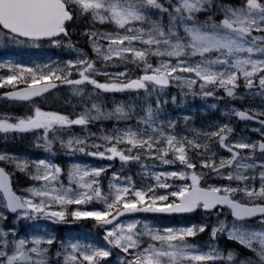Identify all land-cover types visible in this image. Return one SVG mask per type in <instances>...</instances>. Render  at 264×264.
Here are the masks:
<instances>
[{
	"label": "snow or ice",
	"instance_id": "snow-or-ice-1",
	"mask_svg": "<svg viewBox=\"0 0 264 264\" xmlns=\"http://www.w3.org/2000/svg\"><path fill=\"white\" fill-rule=\"evenodd\" d=\"M44 45L55 59L0 58V100L32 106L0 134L43 152L0 150V264H264V0H0V48ZM61 87L80 103L43 110ZM106 93L132 98L106 111ZM189 96L253 103L197 126L168 110Z\"/></svg>",
	"mask_w": 264,
	"mask_h": 264
},
{
	"label": "rangeland",
	"instance_id": "rangeland-1",
	"mask_svg": "<svg viewBox=\"0 0 264 264\" xmlns=\"http://www.w3.org/2000/svg\"><path fill=\"white\" fill-rule=\"evenodd\" d=\"M31 51H37V49L36 48H19V49H17V48H9V49L0 48V58H3L5 56L11 57L9 53L18 52V54H24L26 52H31ZM172 87L175 90L178 89L174 85ZM167 91L169 92V100L171 99V96H173V95L177 96V93H174L173 91L171 92V91H169V89ZM44 101H47V102H49V103L52 104L53 103V98H48V99H46ZM249 103H253V102L252 101H248V100H245V101L241 102V101L237 100V101L227 102V105L226 104H222V106L218 107V112H219V116H220L219 118L221 120H225L227 118L221 115V113L223 111L229 110L232 107H237V108L247 107L249 105ZM254 103L255 104H259L260 103L259 99H257L256 101H254ZM169 106L170 107L168 108V110L171 111L172 110V106L174 107L175 105L169 104ZM113 108H105V110L106 111L107 110H112ZM13 109L16 110V112H10V113L17 114V115L24 114V113H26L28 111L27 109H19L17 106H14ZM173 111H174V109H173ZM5 112H6L5 110L0 109V113H5ZM114 126H117V121H115V120L99 121V122H95L91 126L90 131L91 132H96L99 135L101 129H106V130H109L110 131ZM252 126H256V125L253 123ZM235 128H236V132L239 134L241 132V130L244 128V122H238L237 121L235 123ZM76 134H81L79 128L76 129ZM247 134L248 135H251L253 138H257L254 133H247ZM20 137H23L25 139L31 138L32 141L34 140V137L32 135H30V134L29 135H24V136H17L15 138H20ZM3 139H5V138L3 137L2 134H0V141L3 140ZM12 139H14V138L13 137H9V139H7V140H8V142H10ZM31 149L34 150L35 152L41 151V149H36L33 146L31 147ZM30 155L36 156V153H32ZM85 158L92 160V161H85V162L90 163V164H94V163L100 162L98 160H94L91 157H85ZM116 167H119V162L118 161L116 163ZM16 180H18V179L16 178ZM25 182L30 183V181L24 179L23 177H20V179L18 181V184H17V186H20V187H18L17 190L20 189V188L27 187V185L21 186V185L25 184ZM189 219H191V218H189ZM191 220L193 222H195V221L199 220V217L197 216L196 218H193ZM165 222L169 223L168 221H165ZM180 222H182V221L176 220L175 222H171V223H180ZM92 231H94V229ZM66 234H74V233H66ZM207 240H208V237L207 236H202L201 239L195 240V243L199 246V245H202ZM204 250L207 251L206 248Z\"/></svg>",
	"mask_w": 264,
	"mask_h": 264
},
{
	"label": "trees",
	"instance_id": "trees-1",
	"mask_svg": "<svg viewBox=\"0 0 264 264\" xmlns=\"http://www.w3.org/2000/svg\"><path fill=\"white\" fill-rule=\"evenodd\" d=\"M53 97V103L52 105V110H54L56 107L57 111H61V112H71V110H65L64 108L66 106H70V104L67 102V97L63 94V93H58L56 95V98L54 96ZM127 100L126 103L128 101L131 100V98H129L128 96H126ZM194 101H196V113L193 115L195 117V121L198 124V126L203 122V123H207L211 120H218L219 114H217L216 112L218 111H212L210 109H207L204 113L199 112V104L200 103H207L203 100H201L199 97L193 98ZM230 102V101H228ZM79 102L75 103V104H79ZM101 103L104 104L105 103V96H101ZM240 105V104H239ZM54 106V107H53ZM51 109V108H49ZM82 227H90L88 224H81Z\"/></svg>",
	"mask_w": 264,
	"mask_h": 264
},
{
	"label": "bare ground",
	"instance_id": "bare-ground-1",
	"mask_svg": "<svg viewBox=\"0 0 264 264\" xmlns=\"http://www.w3.org/2000/svg\"><path fill=\"white\" fill-rule=\"evenodd\" d=\"M222 106V105H221Z\"/></svg>",
	"mask_w": 264,
	"mask_h": 264
}]
</instances>
